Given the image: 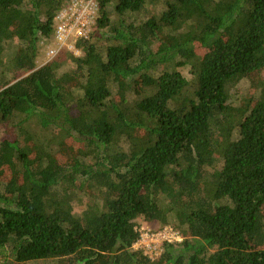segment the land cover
Segmentation results:
<instances>
[{"label":"trees","instance_id":"16d2710c","mask_svg":"<svg viewBox=\"0 0 264 264\" xmlns=\"http://www.w3.org/2000/svg\"><path fill=\"white\" fill-rule=\"evenodd\" d=\"M70 1L0 0V264H264V0H97L39 64Z\"/></svg>","mask_w":264,"mask_h":264},{"label":"built area","instance_id":"2783aa9c","mask_svg":"<svg viewBox=\"0 0 264 264\" xmlns=\"http://www.w3.org/2000/svg\"><path fill=\"white\" fill-rule=\"evenodd\" d=\"M99 4L97 0H71L69 6L63 7L55 17L54 42L56 47L48 51V60L65 47L75 48L74 41L79 37H87L97 19ZM184 239L183 234L174 226L166 225L161 229L140 230V237L134 243L135 249H140L152 259L159 257L167 243H179Z\"/></svg>","mask_w":264,"mask_h":264},{"label":"rangeland","instance_id":"374dc122","mask_svg":"<svg viewBox=\"0 0 264 264\" xmlns=\"http://www.w3.org/2000/svg\"><path fill=\"white\" fill-rule=\"evenodd\" d=\"M69 5H70V2H68L65 6H69ZM157 8L161 9L160 6H158ZM146 16H147V13L145 14V13H142V12H137L136 14L126 13L124 15L126 21H128V22H132V21L142 22V21H144L147 18ZM118 17L119 16L113 15L114 19H117ZM39 47H40V54H39L38 63L40 64V63H44L45 61L48 60V57H47L46 53H48L47 51H49L50 48L51 49L55 48L56 47V43L54 42V40H51V39L46 41V42H45V40H43L42 42H40ZM74 51L75 50H72V51L70 50V52H73L74 54H76ZM79 52L80 53L76 54V55H80L82 53L80 50H79ZM181 70L186 76L190 75L189 69L187 67L182 68ZM253 83L255 84L256 80H254ZM251 88H252V95L256 96V95L260 94V90L263 89V85L261 87V85H259V83L257 82L255 84V86H253L252 83L249 80H246L245 82L242 83V85H240V89H238V92L233 91L234 94H232V98H233L234 103H240V101L242 99L244 100L245 96H247V94L248 95L250 94ZM140 221H141V226L139 227L140 230H143L144 228L145 229L147 228V229H152V230L155 229L156 230V228H153L150 224H148L147 222H144V220L140 219ZM28 264H53V263H50V260H40V261H31Z\"/></svg>","mask_w":264,"mask_h":264}]
</instances>
